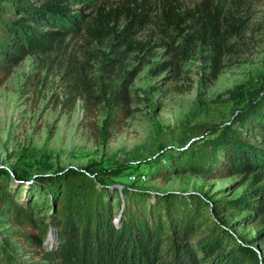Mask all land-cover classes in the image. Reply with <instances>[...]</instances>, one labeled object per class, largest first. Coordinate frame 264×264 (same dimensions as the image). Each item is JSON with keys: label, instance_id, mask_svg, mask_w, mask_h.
<instances>
[{"label": "trees", "instance_id": "16d2710c", "mask_svg": "<svg viewBox=\"0 0 264 264\" xmlns=\"http://www.w3.org/2000/svg\"><path fill=\"white\" fill-rule=\"evenodd\" d=\"M74 1L0 0V86L27 56L68 52L64 57L73 68L68 79L69 98L74 102L82 96L89 115L96 105L104 106L102 124L96 127L104 140L111 129L119 128L133 113L131 103L140 100L132 89L133 82L159 45L150 37L138 38L150 18L144 7L135 15L132 3L137 4V0H125V4L120 1L108 8L107 4L97 5L87 15L71 7ZM229 1L234 4L237 0ZM225 5V0H200L189 17H185L173 4H162L174 32L171 40L160 45L169 55L162 65L173 70L175 79L197 43L209 51V78L213 81L219 77L224 58L232 51L229 42L238 32L232 18L224 16L229 14V9L223 12ZM74 35L82 41L80 69L76 68L71 51H67ZM102 46H107L108 51L102 50ZM94 58L99 60L98 73L87 77ZM132 58L135 64L130 66ZM173 86L178 93L190 89L189 85ZM232 124L222 128L219 140L202 138L201 142L190 143L180 150L174 159L175 169L201 176L220 171L248 172L254 182H262L264 80ZM208 131L217 133V126ZM101 174L106 173L67 168L55 175L36 178L35 183L45 193L43 202H49L52 210L50 222L57 240L52 249L43 244L47 225L35 216L37 205L14 201L0 181V206L8 210L16 226L24 229L17 231V235L20 245L33 247V264H260L251 247L241 244L202 211L203 199L198 195L186 199L166 193L154 196L150 203L144 192L103 185ZM111 191L117 193L119 200L116 212ZM253 193L257 198L250 202ZM216 203L214 207L224 210L227 220L238 216L241 206H249L255 214L243 219H254L264 228V185L243 194L238 201ZM260 236L264 245V230ZM13 260L9 254L0 256L2 264H12Z\"/></svg>", "mask_w": 264, "mask_h": 264}, {"label": "rangeland", "instance_id": "374dc122", "mask_svg": "<svg viewBox=\"0 0 264 264\" xmlns=\"http://www.w3.org/2000/svg\"><path fill=\"white\" fill-rule=\"evenodd\" d=\"M120 1L127 3L125 0H76L71 7L87 15L97 5L107 4L105 8H108ZM199 1L137 0V4L132 3L135 15L144 7L150 18L138 38L150 37L159 46L133 82L132 89L140 98L130 105L133 113L119 128L111 129L104 140L96 130L102 124L104 106L96 105L89 115L82 96L74 102L69 98L68 79L73 68L64 57L68 52L29 55L0 86V181L14 201L37 205L35 216L47 225L43 244L50 249L57 242L55 227L50 222L52 210L49 202L44 204L45 193L35 180L67 168H87L91 172L106 173L99 176L103 185L144 192L149 195L150 203L154 196L166 193L186 199L198 195L203 199L202 211L241 244L251 247L260 264H264V245L260 243L264 228L253 222L254 219H243L255 211L247 205L241 206L239 215L227 220L224 210L214 207L216 202L238 201L243 194L262 187L264 179L254 182L251 173L234 171L209 176L179 173L173 164L177 153L190 143L201 142L202 138L219 140L222 128L233 125L232 119L241 114L248 97L264 80V0H237L234 4L225 0L223 12L229 9V14L224 16L232 18L238 32L229 42L232 51L224 58V67L216 80L209 78V51L199 43L189 60L182 64L178 79L173 77L170 67L164 69L162 64L169 60V55L160 45L171 40L174 32L164 16L162 4L169 2L189 17ZM187 23L194 25L192 21ZM81 45L80 37L74 35L67 48L78 69L82 66ZM101 49L108 51L107 46ZM134 64L132 58L129 65ZM89 65L87 77L96 76L99 60L94 58ZM174 84L189 85L190 89L178 93ZM213 126H217L215 134L208 131ZM110 193L116 212L120 208L117 193ZM256 195H250V202L255 201ZM122 197L124 200L125 196ZM7 211L0 206V256H12V264H33V247L20 245L17 231L24 229L16 226Z\"/></svg>", "mask_w": 264, "mask_h": 264}]
</instances>
